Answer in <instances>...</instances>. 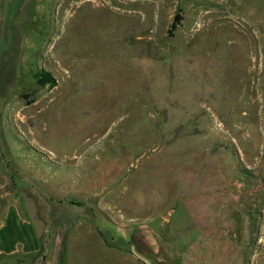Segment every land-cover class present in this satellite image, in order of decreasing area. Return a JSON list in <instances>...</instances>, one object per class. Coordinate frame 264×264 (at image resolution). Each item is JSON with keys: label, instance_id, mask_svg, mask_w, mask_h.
<instances>
[{"label": "rangeland", "instance_id": "374dc122", "mask_svg": "<svg viewBox=\"0 0 264 264\" xmlns=\"http://www.w3.org/2000/svg\"><path fill=\"white\" fill-rule=\"evenodd\" d=\"M6 195L147 264H264V0H0ZM73 216L58 259L104 258Z\"/></svg>", "mask_w": 264, "mask_h": 264}, {"label": "crops", "instance_id": "0c3cea01", "mask_svg": "<svg viewBox=\"0 0 264 264\" xmlns=\"http://www.w3.org/2000/svg\"><path fill=\"white\" fill-rule=\"evenodd\" d=\"M24 203L25 200L14 195L0 197V264H9L8 261L12 260L17 264H62L57 254L66 246L62 245V235L67 238L72 234L73 227L69 222H72L74 213L76 219L81 220L79 224L84 226L86 223L91 233L95 231L98 246L106 255L104 258L100 255L93 264H147L143 255L133 251V229L127 223L109 220L112 223L110 228L100 225L101 219L108 220L109 217L98 210H93L88 217L76 211L71 215L60 211L57 222L54 221L56 224L51 222L49 233L44 235Z\"/></svg>", "mask_w": 264, "mask_h": 264}, {"label": "trees", "instance_id": "16d2710c", "mask_svg": "<svg viewBox=\"0 0 264 264\" xmlns=\"http://www.w3.org/2000/svg\"><path fill=\"white\" fill-rule=\"evenodd\" d=\"M39 82L42 83V84L51 83L52 85H54L56 83L55 78L48 71H43L40 74Z\"/></svg>", "mask_w": 264, "mask_h": 264}]
</instances>
